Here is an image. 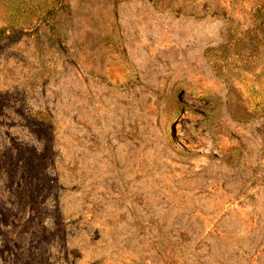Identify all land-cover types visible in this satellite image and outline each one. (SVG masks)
Listing matches in <instances>:
<instances>
[{"label":"rangeland","instance_id":"obj_1","mask_svg":"<svg viewBox=\"0 0 264 264\" xmlns=\"http://www.w3.org/2000/svg\"><path fill=\"white\" fill-rule=\"evenodd\" d=\"M66 1L0 0V264H264L260 0Z\"/></svg>","mask_w":264,"mask_h":264},{"label":"trees","instance_id":"obj_2","mask_svg":"<svg viewBox=\"0 0 264 264\" xmlns=\"http://www.w3.org/2000/svg\"><path fill=\"white\" fill-rule=\"evenodd\" d=\"M28 5V10L32 13L35 18V25H44L48 28L52 27L51 20L52 18L62 10H65L68 6L66 0H26ZM25 3V0H22ZM256 7V6H255ZM264 9V0L258 2L257 7L255 8V13L259 15ZM7 23L6 26L0 28V51L3 50L8 42L10 36L14 34L15 27L14 23ZM34 29V27H33ZM42 124V123H41ZM49 126V125H47ZM50 127V126H49ZM264 154V148H263Z\"/></svg>","mask_w":264,"mask_h":264}]
</instances>
